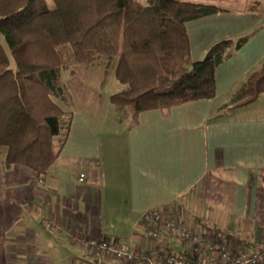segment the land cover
Wrapping results in <instances>:
<instances>
[{
    "label": "crops",
    "instance_id": "0c3cea01",
    "mask_svg": "<svg viewBox=\"0 0 264 264\" xmlns=\"http://www.w3.org/2000/svg\"><path fill=\"white\" fill-rule=\"evenodd\" d=\"M259 4L257 12H220L184 25L193 63L220 41L247 38L216 69L213 99L142 112L133 128L73 113L42 181L25 167L0 165V264L87 260L81 243L102 239L146 251L140 223L150 210L196 232L205 231L201 223L213 226L249 249L264 245V94L218 112L264 62ZM169 248L181 253L178 243ZM105 264L114 263L109 257Z\"/></svg>",
    "mask_w": 264,
    "mask_h": 264
},
{
    "label": "trees",
    "instance_id": "16d2710c",
    "mask_svg": "<svg viewBox=\"0 0 264 264\" xmlns=\"http://www.w3.org/2000/svg\"><path fill=\"white\" fill-rule=\"evenodd\" d=\"M259 2H246L253 13ZM226 10L177 0H0V165L25 167L41 181L67 139L72 112L60 74L98 59L123 90L109 97L120 124L215 96L216 69L246 43L242 37L190 59L187 22ZM264 94V62L237 87L238 110ZM206 232L232 248H249L213 226ZM198 264V263H195Z\"/></svg>",
    "mask_w": 264,
    "mask_h": 264
},
{
    "label": "built area",
    "instance_id": "2783aa9c",
    "mask_svg": "<svg viewBox=\"0 0 264 264\" xmlns=\"http://www.w3.org/2000/svg\"><path fill=\"white\" fill-rule=\"evenodd\" d=\"M84 176L78 179L83 183ZM141 229L147 239L146 251H129L117 239L82 242L87 260L69 264H264V245L249 249L232 248L210 232H196L184 227L175 217H164L160 210H150L141 217ZM181 245V253L170 245Z\"/></svg>",
    "mask_w": 264,
    "mask_h": 264
},
{
    "label": "rangeland",
    "instance_id": "374dc122",
    "mask_svg": "<svg viewBox=\"0 0 264 264\" xmlns=\"http://www.w3.org/2000/svg\"><path fill=\"white\" fill-rule=\"evenodd\" d=\"M146 5L148 0H135ZM180 2L202 4L217 7L230 12H238L245 8L249 0H177ZM251 1V0H250ZM253 1V0H252ZM264 15V0H258ZM112 68H107L101 58L87 67H77L74 77L68 72L60 74L61 83L65 86L70 106L67 109L73 113H82L92 122L99 120L104 125L118 124L117 115L109 103V97L117 94L123 87L113 77ZM264 102L262 100L261 104Z\"/></svg>",
    "mask_w": 264,
    "mask_h": 264
}]
</instances>
